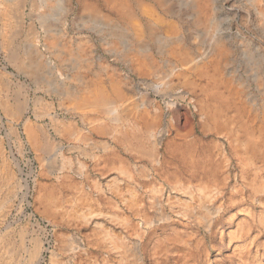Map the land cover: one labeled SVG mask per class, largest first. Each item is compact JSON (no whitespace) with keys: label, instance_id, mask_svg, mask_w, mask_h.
Instances as JSON below:
<instances>
[{"label":"rangeland","instance_id":"obj_1","mask_svg":"<svg viewBox=\"0 0 264 264\" xmlns=\"http://www.w3.org/2000/svg\"><path fill=\"white\" fill-rule=\"evenodd\" d=\"M259 1L264 8V0ZM73 5L69 17L48 19L52 37L38 38L47 62L44 76H30L18 67L28 59L22 42L29 29L45 34L39 19L27 16L20 27L11 14L0 18L5 40L22 29L14 45L5 47L19 49L18 60L10 61L9 49L0 55V103L15 107L42 101L53 109L46 115L32 106L18 119L0 109V264H17L13 256L22 234L28 244L44 242V259L36 264H264V24L252 1L213 0L209 13L216 21L209 32H195L190 9L177 2L178 15L161 12L187 48L203 54L209 48L207 34H215L227 50L220 80L230 90L216 103L217 127L203 96H197L201 114L185 103L165 104L145 83L160 82L159 74L111 52L110 40L97 29L73 22L80 12L76 1ZM152 44L160 78L166 76L163 80L175 88H190L198 76L178 75L170 65L174 56ZM53 65L55 74L47 75ZM59 88L65 90L59 93ZM104 89L117 100L138 105L146 99L150 105L131 108L134 116L124 123L79 107L82 97ZM69 122L74 134L65 133ZM154 125L156 137L148 132ZM244 125L258 128L253 145L241 135ZM25 126L36 131L37 147ZM164 128L168 131L159 138ZM58 142L75 149L60 151ZM64 157L74 167L71 176L81 172L89 181L65 183L51 172L54 159L69 165Z\"/></svg>","mask_w":264,"mask_h":264},{"label":"bare ground","instance_id":"obj_2","mask_svg":"<svg viewBox=\"0 0 264 264\" xmlns=\"http://www.w3.org/2000/svg\"><path fill=\"white\" fill-rule=\"evenodd\" d=\"M74 1H76L77 5L79 6L80 12L73 17L72 19L73 22L79 21L82 25L88 26V28L97 29L99 33H101L104 37L106 36L107 39L110 40L108 42V47L111 52L115 53L116 55H119L121 58L129 60L131 62L132 61L135 62L138 66H145L148 72L151 73L152 75L159 74L158 77L159 79H161L159 80L160 82L154 83L151 80H146L145 82L150 87L152 92L156 94L157 97H161L164 100L165 104L170 105V107L171 105L175 104V102H181V103H185L189 109L198 110L197 112H199L200 110L197 109L199 107L197 104V100H198L197 96H203L204 99H206L207 101L206 109L208 110L207 114L209 116V119H211L214 125H216L217 127L219 123H218V120L216 119L218 115V106L216 105V103L219 101L218 99H220V97L223 96V94H226V92L230 90V86L228 84H221V80H220L222 71L224 69V66L226 65L225 62H227L225 61L228 56L227 50L224 47L222 40H220L219 38H215V34L214 36L212 34H207L206 41L209 42V48L204 50L205 52H203V54L197 53L191 50L190 48H187L185 44L182 42L183 35L179 33V31L176 28H174L165 17V15L167 14L171 16L172 14L178 15V12H177L178 10L175 11L174 9L175 7L174 4L175 2H177L180 4V6H185L186 8L190 9L193 23L196 26V29H194L195 32L197 31L209 32L210 27L214 26L213 24L216 21V18L212 17L209 13L213 0H175V1L174 0H98L102 3V6L98 5L96 1H92V0H0V18L11 14L13 18L15 19L16 24L21 27L27 16H30V17L33 16L39 19V23H41V26H44V29H45V34L43 33V35L42 34L40 35V33H42L41 31L39 33V30L32 28L33 26L29 29L27 33L28 39L23 40L22 42L23 44H25L24 47L28 49V52L26 53L28 55V59L18 63V67L20 70H23L26 74L30 76H44L45 75V72H44L45 65L44 64H46L47 62L45 63L43 59L44 55L39 50V47L37 44L38 38L40 37L47 38L49 36L50 37L53 36L52 32H54V28L48 27V26L46 27L48 19H50V17L53 18V16L57 14L64 15V16H68L69 14H71L74 11V5H73ZM251 1H252V4L255 6L259 17L261 18V20H263V24H264V8H262V6H259L260 5L259 0H251ZM36 6L44 7L46 11L39 13V14L34 12L35 11L34 8H37ZM28 7H30L29 13L27 12ZM161 12H163L165 15L162 14ZM1 31H3L2 33H4V29L1 30V27H0V33ZM21 33H22V29L21 30L18 29L17 32H14L13 36L12 35L10 36L11 39H9V41L5 40V38L0 35V55L9 49L8 52L12 58V59L9 58L10 61L13 60L14 62V60H18L19 57L17 56L19 55L20 50L19 49L14 50L10 47L6 49L5 47H7V42L9 44H13L12 40H14L16 36H19ZM153 42L157 43L158 50L164 48V50L167 53H169L168 54L169 56L170 54L174 56L175 61H172L170 64L172 65L171 67L172 70L173 69L175 70L174 72H176L178 75L184 74L186 72H193L194 74L198 76L199 80L198 79L192 80L191 81L192 85L190 86V88H181V87L175 88V86L171 85V83H168L165 80H163L166 76H161L160 78V73H161L160 65L155 63L154 58L151 55V51L153 49V44H152ZM18 43H16V45ZM122 44L124 45V47H121ZM56 47L58 46H50V47L47 46V48L48 49L51 48V50L52 49L55 50ZM60 48H63V47H60ZM70 63L72 64V62ZM0 67H1V64H0ZM51 68L52 69L54 68V70L48 73L47 75L53 76V74H55L54 72L55 66L53 65L51 66ZM4 69H7V68L4 67ZM58 90L61 91L65 89L59 88ZM104 90L105 91L101 93L100 95H95V96L93 95V97L89 96L87 98L82 97L81 100L83 101V104H81L79 107L80 108L89 107V108L100 111V114L102 115L101 119L102 118L110 119L114 117L118 119V121H120L121 123H124L125 121H129L131 118H133L132 115L134 113L131 112V108H137L139 105L140 106L143 105L144 107L147 105H150V104H147L149 102H147L146 99H142V102L138 105H136L134 102H131V101L127 102V99H123L122 97L121 98L119 97V99L117 100L107 93V89H104ZM199 102L202 103L201 101ZM41 103L42 101L37 102V104L32 103L31 105H28L27 103H23V105L17 104L15 107H13V105H11L10 103L3 101L0 103V109L10 112L11 115L15 119H18L21 116V114L26 112L32 106H36V109L38 107H41L44 109L43 112L46 115H52V110H53L52 107L48 105L47 106L43 105ZM66 109H69V108L66 107ZM262 112L264 114V110H262ZM199 113L201 114V112ZM252 119H254V117ZM224 122L225 121H223V124ZM255 124H258V123H255ZM70 125L71 124L69 122L67 126H64L66 134H74V133H71L70 131ZM155 126L156 125L148 129V132L152 134V136L154 137H156L157 135V132H156L157 130L155 129ZM61 127L62 126H60V128ZM216 127H212V128H216ZM25 129L27 130V134L29 135V138H31L32 144L37 147L38 143H37V139L35 135L36 131L28 126H25ZM167 131H168L167 128H164V130L162 129V131H160L158 134L160 136L159 138H161V135L166 134ZM236 132H239V131H236ZM240 132H241L242 137H247L249 144L253 145L254 142H252V138L256 136V133L259 131L257 127H250L248 125H244V126H241ZM48 133L49 131H45V136H46L45 140L50 141L52 139V136H49ZM137 134H140V133H137ZM219 134L221 133L219 132L218 135ZM231 135L235 138L233 134ZM159 143H161V140H158L157 144ZM56 147L58 148V150L63 151L64 149H68V150L73 149L74 145H70V144L65 145L62 142H58ZM248 154H250V152ZM255 154L256 153H254L253 155ZM67 158L64 157L62 159L64 161L63 163H68L70 166L64 165V164H57L56 163L57 160L54 159L52 162L53 167H51V172L58 174L59 175L58 177L62 178L61 180H63V182L65 183L66 182H69V183L76 182V183L84 184L85 182L89 181V178L81 172H77L78 175L76 176L70 175L71 173H74L73 172L74 167L71 165V160H68ZM156 159L157 161H161L157 157ZM191 163L192 162H190V164ZM17 165H18L19 170L22 172L23 169L20 166V163H17ZM102 172L106 173V168H102ZM104 173H101V176ZM60 174H63V176H61ZM29 185L30 184L27 183V186ZM208 219H209V222H211L212 218H208ZM25 237L26 236L22 234L21 243L18 246L17 254H16L17 250L12 249V254H16L15 257L13 256V258L16 259L17 264L41 263L44 259V257L42 256L44 242L42 243L41 241H38V240H34V242H32L31 240V244H28L27 243L28 239H26ZM10 249H11V246L9 247V251H8L11 254ZM22 256H24L25 258L24 261H22V258H21Z\"/></svg>","mask_w":264,"mask_h":264},{"label":"crops","instance_id":"obj_3","mask_svg":"<svg viewBox=\"0 0 264 264\" xmlns=\"http://www.w3.org/2000/svg\"><path fill=\"white\" fill-rule=\"evenodd\" d=\"M59 93H60V91H59Z\"/></svg>","mask_w":264,"mask_h":264}]
</instances>
